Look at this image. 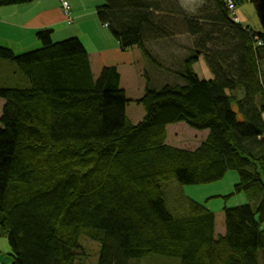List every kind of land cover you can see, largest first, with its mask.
I'll list each match as a JSON object with an SVG mask.
<instances>
[{"label":"trees","instance_id":"1","mask_svg":"<svg viewBox=\"0 0 264 264\" xmlns=\"http://www.w3.org/2000/svg\"><path fill=\"white\" fill-rule=\"evenodd\" d=\"M230 1L242 3L206 0L188 16L176 0H100L98 23L150 71L136 101L115 67L93 76L76 37L53 42L40 30L36 50L0 46V61L26 82L0 88V237L10 264H86L83 237L98 246L96 264H264V39L233 22ZM181 38L193 44L183 56L170 44ZM200 58L211 80L195 73ZM131 102L144 111L137 124L126 117ZM178 124L208 135L195 150L172 147L166 128ZM228 173L238 182L224 199L247 203L223 208L216 237L215 215L168 189Z\"/></svg>","mask_w":264,"mask_h":264},{"label":"crops","instance_id":"2","mask_svg":"<svg viewBox=\"0 0 264 264\" xmlns=\"http://www.w3.org/2000/svg\"><path fill=\"white\" fill-rule=\"evenodd\" d=\"M62 1L66 2L70 8V13L67 17L62 11L60 0H36L26 6L5 7L1 9L0 42L3 43L2 45H5L4 47L9 49H14V46L12 47L11 44L14 41H17L19 44L28 47L29 42L31 43L33 41V44L35 43V34L40 30H50L52 32L51 37L56 34H62L63 30L74 31V33L77 34L69 37H76L82 43V46L88 54L93 76L97 77L103 68L115 67L120 76V87L125 91L128 100H138L144 93L145 79L143 78V73L146 69L140 52L136 49L122 52L119 49L118 43L110 36L108 30L98 23L95 9L100 4V0ZM68 19L71 22L70 26H74L72 29H68V27H66V25H68ZM94 31L97 32L98 35H95L97 33H94ZM98 31H103V33L100 34ZM170 44L174 46L171 52L175 53V46L179 45L177 40L176 44L174 42H171ZM200 60L201 58L199 61ZM193 69H195V66ZM126 85L130 88L135 86V89L132 91V89L130 90V88L126 87ZM143 116L144 111L141 107L137 106L133 102L127 105L126 117L131 124H137L143 119ZM174 126L178 127L181 126V124ZM169 128L170 127L166 128V132L167 130H170ZM197 134L203 135L199 137L196 142H193V150H195L208 135L207 132H198ZM196 137H193V139ZM166 143L168 144L167 137ZM168 145L183 149L176 144ZM230 181L232 182V185H235L238 182V176L230 177ZM220 193L221 192H216L215 194L209 196L210 198L208 199L227 196ZM238 198L239 202H236L237 204L228 206L227 208L238 207L246 204V201H244L246 200L244 195L243 197L238 195ZM205 208L212 212L210 207L207 208V206H205ZM223 208L220 210V215H223ZM212 213L214 214L215 212ZM214 215L215 236H223L225 232L224 225L223 227L222 225L217 227L216 213Z\"/></svg>","mask_w":264,"mask_h":264},{"label":"rangeland","instance_id":"3","mask_svg":"<svg viewBox=\"0 0 264 264\" xmlns=\"http://www.w3.org/2000/svg\"><path fill=\"white\" fill-rule=\"evenodd\" d=\"M176 1H178L180 5L185 10L188 11L187 12L188 16H197L199 11L202 9L201 7H204L206 3V0H176ZM1 9H3V7H0V10ZM62 11H63V8H62ZM231 16L232 18L235 17L237 21H240V24H242L243 27L249 28L253 32L261 31L257 17L254 12V9L252 5L250 4L249 0H242V3L240 4L239 7L235 6L233 14H231ZM66 27H68V29H72V27L74 26L66 25ZM98 32L100 34L103 33V31L102 32L98 31ZM94 33H97V32L94 31ZM75 34L77 33H74V31L63 30L62 34L53 35L51 39L53 42H60V41L68 39L67 37L75 35ZM95 35H98V33ZM69 38H72V37H69ZM177 43L179 45L175 46L176 50L174 49V51H176V53H178L179 56L180 55L183 56V54L186 53L187 50H189V48L193 46V44L191 43V40H187L184 38L178 39ZM2 44L3 43L0 42V46L4 47L5 45H2ZM11 45L12 47L14 46L13 47L14 49H11V50L13 51V53L15 52V54H23L25 52L36 50L40 47V43L36 39H35L34 44H33V41L31 43L29 42L28 47H25L22 44H19L17 41H14ZM4 48H7V47H4ZM185 50L186 52H184ZM144 67H146V64L144 65ZM145 70L149 71L148 68H146ZM194 71H196L195 73L198 75V78L200 80H211L213 78L212 73L210 72L208 66L206 65L205 61L202 59L195 65ZM262 75H263L262 79L264 81V67L262 68ZM19 86H26L25 80L21 78L20 76L15 77V75L13 74L12 64L6 61H0V88H12V87H19ZM126 87L128 86L126 85ZM131 89L133 91L135 89V86L131 87L130 90ZM237 94H238L239 99H242L244 96L243 93L241 94L238 92ZM2 106H3V101L0 100V115H1ZM233 110H234V107H233ZM263 119H264V115H263ZM169 127H170L169 128L170 130H167L166 132L168 144H171V145L176 144V145H179L183 149L193 150L192 149L194 148L193 142H196L198 138L203 135V134H197L198 133L197 131L190 129L184 124H181V126H178V127H175V126H169ZM193 137H196V138L193 139ZM228 175H231V176H228ZM228 175L225 176L222 181L216 184L207 185V186H183L179 188L177 186H174V187L172 186V187H169L168 190L176 191L177 189H179L180 192L185 197L203 205L204 207L205 206H207V208L210 207L212 212L216 213L217 227L219 225H222L223 227L224 217L223 215H220V210L224 206L228 207V206H233L234 204H237L236 202H239L238 195L235 197H230L228 199H224V197H216L212 199H208V198H210L209 196H211L212 194H215L216 192H221L220 194L224 196L225 195L228 196L229 194L232 193L234 185H232V182L230 181V177L232 176L237 177V176L235 173H228ZM168 195L172 196L170 193ZM240 195L241 197H243L242 194ZM244 201H246L247 203V200H244ZM81 246L83 249L82 250L83 253L86 254L85 256L86 264H96L97 254H98L97 244L89 240L87 237H83L81 239ZM10 255H11V251H10V247H9L7 239L5 237H0V264H10L11 263ZM131 264H179V262L176 259H168V258H163L159 256H150L144 259L131 261Z\"/></svg>","mask_w":264,"mask_h":264},{"label":"water","instance_id":"4","mask_svg":"<svg viewBox=\"0 0 264 264\" xmlns=\"http://www.w3.org/2000/svg\"><path fill=\"white\" fill-rule=\"evenodd\" d=\"M249 2L254 9L264 39V0H249Z\"/></svg>","mask_w":264,"mask_h":264},{"label":"built area","instance_id":"5","mask_svg":"<svg viewBox=\"0 0 264 264\" xmlns=\"http://www.w3.org/2000/svg\"><path fill=\"white\" fill-rule=\"evenodd\" d=\"M60 3H61V8H63V13H64V15L67 17V16L69 15V13H70V12H69L70 9H69V7H68V4H67L66 2L62 1V0H60ZM227 8H228L229 12H230L231 14H233V11H234V8H235L234 3H232L231 1L228 2V3H227ZM231 17H232V16H231ZM232 20H233V22H235V23H237V24L240 23V21H237L235 17L232 18ZM70 24H71V22H70L69 19H68V25H70ZM259 45H260V44H259Z\"/></svg>","mask_w":264,"mask_h":264}]
</instances>
